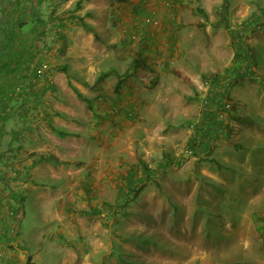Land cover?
Here are the masks:
<instances>
[{
  "label": "crops",
  "instance_id": "crops-1",
  "mask_svg": "<svg viewBox=\"0 0 264 264\" xmlns=\"http://www.w3.org/2000/svg\"><path fill=\"white\" fill-rule=\"evenodd\" d=\"M14 1L10 8L11 0H0V64L6 65L0 72V264H25L30 257L26 246L13 245L27 238L25 219H6V193L16 195L21 207L31 198L45 223L27 228L38 244L48 214L58 215L69 189L85 184L100 195L108 188L117 196L141 164L163 155L145 175L141 191L152 187L171 158L164 149L178 133L186 137L188 122L196 118L193 81L211 74L230 54L222 29L205 21L222 11L220 0H173L172 10L160 0ZM58 1H75L77 7L63 11L52 6ZM154 1L159 10L152 15ZM40 5L46 15H32ZM150 14L159 25L151 23ZM76 15L92 29L83 28ZM30 81L37 88L25 93L23 82ZM10 160L21 166L23 189L8 191ZM124 162L133 173H123ZM201 171L211 178L217 174L205 165ZM123 195L120 204L133 196ZM156 197L161 196L151 190L145 199Z\"/></svg>",
  "mask_w": 264,
  "mask_h": 264
},
{
  "label": "rangeland",
  "instance_id": "rangeland-1",
  "mask_svg": "<svg viewBox=\"0 0 264 264\" xmlns=\"http://www.w3.org/2000/svg\"><path fill=\"white\" fill-rule=\"evenodd\" d=\"M226 1L220 0L222 11L215 12L205 21L214 30L222 29L230 44V54L224 65L193 81L198 110L191 122L193 127L188 125L186 130L203 141L201 137L207 123L200 125L197 120L202 115V100L207 98L215 125L220 118L218 107L227 105L221 113L223 135L207 147H196L195 144V151H192L187 148V142L191 140L188 134L185 137L178 133L177 142L172 141L170 147L164 149L170 153L171 161L165 162L161 176L152 179V187L141 191L150 175L149 171L144 178L145 166L156 170V164L162 163L163 155H156L140 165L141 170L135 172L134 178H129L139 180L142 185L138 193L123 204H120L123 199L120 195L125 190L122 186V192L117 196L108 188L106 194L100 195L85 184L69 189L65 192L64 203L57 207L58 215L48 214L50 223L44 226V238L38 240V244L29 238L27 228L31 227L30 223L38 224L40 228L45 223L37 216L31 198H26L21 207L17 196L8 192L25 186L21 166L8 161L6 206L12 213L15 209L20 210L17 217L23 215L25 219L22 232L27 238L13 243L18 248L26 246L28 249L30 257L25 264H264V0H246L248 4ZM160 2L165 9L175 7H167L164 0ZM16 3L11 0L8 5L12 8ZM154 3L151 6L157 12L159 1ZM21 4L24 7L31 3ZM74 4L75 1L62 4L58 1L52 6L67 11ZM224 6L226 11H223ZM44 10L46 8L40 5L32 15L45 16ZM252 14L248 18L251 22L247 19L250 24L245 26L242 34L235 35L236 21ZM237 39L243 40L247 49L238 48ZM39 44H44V40ZM237 51L240 53L238 58L234 56ZM5 66L0 64V72ZM237 66L238 73L243 68L249 73L233 74L231 69ZM215 75L218 81L211 83ZM204 80L209 81L208 89L200 87ZM226 80L229 85L225 84ZM23 83L25 93L34 91L36 85L33 82ZM210 97H213L211 101ZM129 165L123 163V173L130 174ZM203 165L217 171L216 176L203 175L200 172ZM151 190L161 197L152 202L146 200ZM123 197L127 198L125 193ZM100 201L103 202L100 204ZM9 214L13 219L11 212Z\"/></svg>",
  "mask_w": 264,
  "mask_h": 264
},
{
  "label": "built area",
  "instance_id": "built-area-1",
  "mask_svg": "<svg viewBox=\"0 0 264 264\" xmlns=\"http://www.w3.org/2000/svg\"><path fill=\"white\" fill-rule=\"evenodd\" d=\"M172 1V3L170 2V0H164V3H165V5L167 6V7H173L175 4H174V1L173 0H171ZM171 3V4H170ZM173 5V6H172ZM150 10H151V13H152V15H155L156 14V10L154 9V7H152V8H150ZM151 14H150V18H151V23L153 24V25H156L157 23H158V19H157V17L156 18H154V16H152ZM248 18H246V19H240V20H238V21H236V24L233 26L234 27V34L235 35H237V34H242V31L244 30V28H245V26H247V24H250V22H251V19H248ZM233 34V35H234ZM234 35V36H235ZM235 37H237V38H241V37H238V36H235ZM238 40V44H237V47L238 48H245V49H247V44H245V42H243V40H240V39H237ZM240 54L238 51L235 53V54ZM235 56V55H234ZM237 56V55H236ZM235 56V57H236ZM239 56H237L236 58H238ZM242 59H245V60H247L246 58H242ZM238 66L237 67H235V68H233V69H231L232 71H234L233 72V74H237L236 73V71L234 70V69H237V72H238ZM249 73V72H247V70H246V68H243L241 71L239 70V73ZM244 73V74H245ZM233 78H231V80H232ZM214 80V81H213ZM230 80V79H229ZM215 81H218V78H217V76L215 75L214 77H213V79L211 80V83L212 82H215ZM228 80H226L225 81V84L226 85H229V82H227ZM202 83H201V85H200V87H203V89H208L209 88V86H210V84H209V81L208 80H204V81H201ZM199 92L201 93V90H199ZM211 99H213V97H210V101H211ZM207 98H204L202 101H203V103H202V106H203V108H202V111H201V113H202V115L200 114V117L198 118V120H197V123L199 122L200 123V125L202 124V123H207V127H206V131H205V134H204V136H202L201 138H203V141H201L200 142V140H197L196 139V135H194V136H191V139L193 138V140H194V142L196 143V147L197 146H199V145H202L203 143H204V141H206L207 142V144L209 143V144H213L214 142H215V140L217 139V137H221L222 135H223V133H224V130H223V125H221L222 124V122H223V115L221 114L224 110H225V108L227 107V105H225V106H221V107H218L219 109V115H220V118H218V120H216V121H218V124L217 125H215V120L214 119H212L211 118V115L212 114H210V111H211V106L209 105V103L207 102ZM212 102H215L216 103V101L215 100H213ZM218 104H221V102L219 103V102H217ZM207 105V106H206ZM218 106V105H217ZM218 112V111H217ZM214 116V115H213ZM196 123V122H195ZM211 123H212V125H211ZM193 125L194 124H189V127H193ZM211 125V126H210ZM208 129H210V131H208ZM206 134H208L209 136H206ZM137 187H139L138 185L136 186V188ZM140 188V187H139ZM16 189H18V188H16ZM7 201V200H6ZM11 212V214L13 215V218H15V217H17V213H12V211H11V209L8 207V206H6V219H7V217H8V215H10L9 213ZM15 228V227H14ZM14 228H12L10 231H11V233L12 234H16V230H14ZM3 227H0V233H2L3 232ZM6 234H7V230H6ZM6 264H11V263H6Z\"/></svg>",
  "mask_w": 264,
  "mask_h": 264
},
{
  "label": "trees",
  "instance_id": "trees-1",
  "mask_svg": "<svg viewBox=\"0 0 264 264\" xmlns=\"http://www.w3.org/2000/svg\"><path fill=\"white\" fill-rule=\"evenodd\" d=\"M253 16V14L251 15V16H249V17H247V18H251ZM74 18H76V19H78L80 22H81V24H82V27L83 28H85L86 30H91L92 29V25L90 24V23H88L87 21H85L82 17H80V16H74ZM255 19L256 20H258V18H256L255 17ZM94 36H95V34H94ZM239 56V54L237 53V54H235V56ZM236 56V57H237ZM247 59V58H246ZM235 71H236V69H234ZM236 73L238 74V75H244V73L242 74V73H238L237 71H236ZM79 96L81 97V98H83L86 102L88 101L87 100V98L84 96V95H82V94H79ZM189 124H191L190 122H188V124H187V126L189 125ZM211 125H212V123H211ZM210 125V126H211ZM208 131H210V129H208ZM206 136H209L208 134H206ZM195 142H194V140H193V138L190 140V141H188L187 142V148L188 149H190V150H192V151H195V149H194V147H195ZM203 145V147H207V142L206 141H204V143L202 144ZM197 151V150H196ZM169 161H171V160H169ZM168 161V162H169ZM145 169L147 170V172H146V175L149 173V171L151 172V170L149 169V168H147V166H145ZM131 172V171H130ZM131 173H133V172H131ZM131 176V175H130ZM143 177V176H142ZM145 178V177H144ZM141 180V179H140ZM142 180H144V179H142ZM139 186V187H141V185H142V183H140L139 182V180L138 181H134V180H130V182H129V184H128V186H126V190H124V193H126V196L128 197V196H130L131 194L132 195H134V194H136L137 193V191H139V187H137L136 188V186Z\"/></svg>",
  "mask_w": 264,
  "mask_h": 264
}]
</instances>
